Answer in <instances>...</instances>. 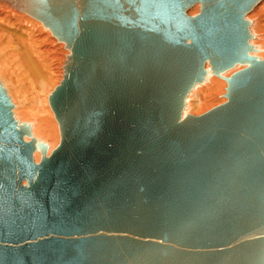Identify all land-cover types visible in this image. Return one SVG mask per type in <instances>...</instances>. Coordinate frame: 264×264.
Returning a JSON list of instances; mask_svg holds the SVG:
<instances>
[{"label":"water","instance_id":"1","mask_svg":"<svg viewBox=\"0 0 264 264\" xmlns=\"http://www.w3.org/2000/svg\"><path fill=\"white\" fill-rule=\"evenodd\" d=\"M15 1L68 54L49 154L0 82V264H264L260 0Z\"/></svg>","mask_w":264,"mask_h":264},{"label":"bare ground","instance_id":"2","mask_svg":"<svg viewBox=\"0 0 264 264\" xmlns=\"http://www.w3.org/2000/svg\"><path fill=\"white\" fill-rule=\"evenodd\" d=\"M10 1L0 0V82L13 103L15 117L30 123L33 136L48 143L49 154L59 141V130L48 95L62 79L68 50L41 20L23 11L16 1ZM198 8L196 4L188 13L193 15ZM249 16L250 29L254 34L250 42L256 47L252 54L264 59V30L260 29L264 0L254 6L247 18ZM205 67L208 68L207 63ZM238 68L240 66H235L225 75ZM219 78L208 72L205 80L190 90L183 115H198L225 101V96L216 98L226 87L225 80ZM33 156L35 161H39L38 150Z\"/></svg>","mask_w":264,"mask_h":264},{"label":"rangeland","instance_id":"3","mask_svg":"<svg viewBox=\"0 0 264 264\" xmlns=\"http://www.w3.org/2000/svg\"><path fill=\"white\" fill-rule=\"evenodd\" d=\"M250 20H251V18H250V16L248 17ZM263 18V19H262ZM261 19L263 20V21H261V26H260V29L262 30H264V24H263V22H264V17H262ZM50 34V33H49ZM50 36H51V38H53L54 40H56L51 34H50ZM57 43V42H56ZM63 48V47H62ZM63 51L65 50L64 48L62 49ZM219 78V77H218ZM220 79V78H219ZM222 79V78H221ZM223 80V79H222ZM222 92V93H221ZM224 93H225V91L223 90V91H220V93L217 95V99H221V97L222 98H224ZM226 100V99H225ZM213 106H215V105H213ZM212 107V106H211Z\"/></svg>","mask_w":264,"mask_h":264}]
</instances>
